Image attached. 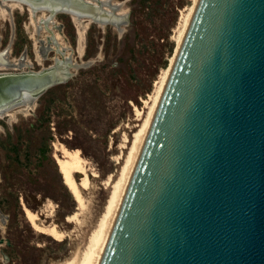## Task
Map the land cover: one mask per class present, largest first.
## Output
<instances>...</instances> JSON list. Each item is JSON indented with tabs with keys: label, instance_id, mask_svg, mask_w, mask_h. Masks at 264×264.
<instances>
[{
	"label": "water",
	"instance_id": "95a60500",
	"mask_svg": "<svg viewBox=\"0 0 264 264\" xmlns=\"http://www.w3.org/2000/svg\"><path fill=\"white\" fill-rule=\"evenodd\" d=\"M19 1L129 24L101 1ZM92 64L0 75V111ZM100 264H264V0L200 1Z\"/></svg>",
	"mask_w": 264,
	"mask_h": 264
},
{
	"label": "rangeland",
	"instance_id": "374dc122",
	"mask_svg": "<svg viewBox=\"0 0 264 264\" xmlns=\"http://www.w3.org/2000/svg\"><path fill=\"white\" fill-rule=\"evenodd\" d=\"M102 1L120 5L117 13L126 15L129 24L102 27L57 14L51 29L58 34L59 48L65 47L72 63L93 64L72 69L74 77L41 95L31 108L24 104L0 115V240L10 243L0 246V264H62L77 253L83 257L142 124L137 109L146 115L155 82L175 54L180 21L193 5L192 0ZM12 5L15 10L8 14L0 10V25H5L0 33L10 39L8 21L13 24L14 17L16 57L26 56L37 72L61 59L48 42H41L46 33L51 37L40 20L49 13L32 16L30 7ZM13 41L14 35L10 46ZM37 47L43 59L36 63ZM60 145L79 150L86 162L89 184L81 188L83 208L54 158ZM82 179L78 174L76 181ZM26 208L38 214L40 226H56L64 238L58 241L35 230ZM73 215L76 219L69 222Z\"/></svg>",
	"mask_w": 264,
	"mask_h": 264
},
{
	"label": "bare ground",
	"instance_id": "6f19581e",
	"mask_svg": "<svg viewBox=\"0 0 264 264\" xmlns=\"http://www.w3.org/2000/svg\"><path fill=\"white\" fill-rule=\"evenodd\" d=\"M3 1H5L6 3L9 1L16 2V3L18 2L19 4H24L25 6L30 7L32 16H34V14H36L37 12L47 11L49 13V16L47 15L45 18L43 17L40 20H43L42 25H44V29L48 30L49 33L51 34V39L54 45L56 46L55 51L61 57V59H55V62H63L64 58L67 61L71 60L70 56H66L65 54V50H66L65 47H62L61 49L59 48L60 46L58 45V42H59L58 34H55V32H53V30L51 29L52 28L51 26L54 25V21H53L54 17L58 13L56 15L55 14L52 15L51 11L47 8H35L19 0H3ZM87 1L89 3H92L93 5H97L100 7L99 2L102 0H87ZM192 1H193V5L189 8L188 13L185 14V16L182 18L179 24L178 36L176 35L177 36V40H176L177 46H176L175 54L170 59L169 66L164 70L162 75L155 82L156 91L154 95L149 97L151 100V103L149 104L147 103L148 111L146 115L143 116L142 112L137 109V116L142 118L140 119L142 121V124L139 126V130H137L134 140L130 141L131 146L128 147L129 149L128 155L125 159L123 168L121 167L122 172L119 177V180L116 182L114 186V190L112 189L113 192L111 191L112 194H111L109 203L107 205V208L105 207L106 212L103 218L101 219V221L96 225L98 226V228L94 231V233H92L93 235H91V238L89 239L90 242L88 241L89 242L88 248L86 247L87 250L85 251V253H81L83 257L81 256L82 258H80L78 253L77 254L74 253L75 254L74 257L71 256L72 257L71 259L66 260L62 264H100L104 244H109L111 236L115 229L138 151L144 150V147L149 137L154 120L156 118L159 107L161 105V101L163 99L164 93L166 91L167 85L172 75L174 66L176 64V61L182 49L183 43L186 39V36L188 34V31L190 29V26L192 24V21L194 19V16L196 14L197 8L201 0H192ZM102 2H104L103 4L104 9H106V7L109 8V10L106 9L107 11H112V7H115L116 11L120 8V5H112L110 4L111 2L107 3L106 1H102ZM11 7L13 8V5ZM0 8H2L3 12H6V13L7 11L9 12V9H10L6 4H1V3H0ZM73 16L77 18L78 20H83L84 22H88V21H85L84 19H80L76 17L75 15ZM119 16H123V15H119ZM39 59L41 60V56L39 57ZM86 64H83V65H86ZM72 65L81 66L75 63H72ZM31 104L33 103L32 102L28 103L29 108H31ZM29 108L23 111V113H27ZM7 112H9V109L0 111V115L2 114L5 115V113ZM6 115L9 116L11 114L9 115L6 114ZM54 158L59 166L61 174L63 175V179H64L66 186L72 192L76 201L78 202V204H80V207H82L81 205H82L83 200H82L81 188L84 189L88 186L89 175H88V169L86 168V162L84 158L81 156L80 151L70 150L66 146L60 145L55 148ZM78 174L83 175V179L81 180L80 183L76 181V177ZM33 212L27 208L25 209L26 216L29 219L31 225L35 228V230H37L40 233L46 234L47 236L55 240H58V241H61L64 238V233L61 232L56 226H50V227L40 226L38 224L39 216L38 214L33 213ZM74 219H76L75 215L68 217L69 222H72Z\"/></svg>",
	"mask_w": 264,
	"mask_h": 264
},
{
	"label": "flooded vegetation",
	"instance_id": "af4514ba",
	"mask_svg": "<svg viewBox=\"0 0 264 264\" xmlns=\"http://www.w3.org/2000/svg\"><path fill=\"white\" fill-rule=\"evenodd\" d=\"M5 1L3 0H0V3L1 4H6V2L4 3ZM102 2V1H101ZM107 3L108 2H111V1H106ZM11 3V1L8 2V4H6L10 9L12 8L11 6H9V4ZM104 3V2H103ZM111 4V3H110ZM104 7V6H103ZM9 9V12L7 11L4 12L5 14H8L10 12H12V10H15V9ZM114 9H115V12H116V15L118 14L117 11H116V8L115 7H112V11H108V12H114ZM0 10H2V8H0ZM106 10V9H105ZM3 11V10H2ZM107 11V10H106ZM31 13V12H30ZM2 12H1V16H2ZM11 14H9L7 16L6 19H4L5 23H7L6 21L8 20L9 16ZM49 15V14H48ZM13 16V15H12ZM126 17V15H124ZM1 18V17H0ZM1 20V19H0ZM10 26L12 27V35H14V41L12 42V45L10 46L11 44V38H12V35L10 37V39L7 41L4 34L3 33H0V75L2 74H11V73H21V72H29V71H33V64H32V61L29 60L28 58H26V56H23L21 59H18L15 55V40H16V34H15V30H16V24H15V21H14V17H13V24L11 23V21H8ZM90 24H97V23H94V22H90ZM99 25V24H97ZM108 25H112V24H108ZM5 25L2 26V24L0 25V29L2 30L3 27ZM101 26V25H100ZM107 26V25H105ZM115 26V25H113ZM10 27V29H11ZM35 27V26H34ZM103 27V26H102ZM25 28H26V25H25ZM42 29V27H40ZM40 29V31H41ZM54 29H56L54 27ZM35 32L36 35H38V33L40 32ZM59 31V30H57ZM28 33V32H27ZM29 34V33H28ZM47 36H48V33H46V36L44 39L41 40V42H45L47 43L48 42V45H49V49H52V50H55L53 49V42L51 40V37L49 39H47ZM49 40V41H48ZM52 42V43H51ZM40 41L38 40V45H39ZM52 45V46H51ZM39 50V47H37V53L41 56V60L43 59L42 55L38 52ZM26 52L27 56L29 57V53H28V50L26 48V50L24 51ZM44 55V54H43ZM45 57V56H44ZM39 58V57H38ZM39 59L36 60V63L37 61H41ZM44 69V68H43ZM1 120V119H0ZM1 246V245H0Z\"/></svg>",
	"mask_w": 264,
	"mask_h": 264
}]
</instances>
